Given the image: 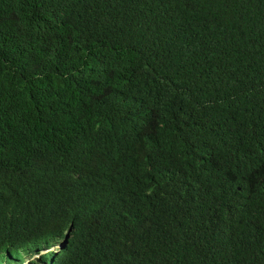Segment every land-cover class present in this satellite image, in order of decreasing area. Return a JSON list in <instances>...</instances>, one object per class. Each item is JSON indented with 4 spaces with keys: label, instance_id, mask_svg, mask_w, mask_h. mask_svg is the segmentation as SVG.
<instances>
[{
    "label": "trees",
    "instance_id": "1",
    "mask_svg": "<svg viewBox=\"0 0 264 264\" xmlns=\"http://www.w3.org/2000/svg\"><path fill=\"white\" fill-rule=\"evenodd\" d=\"M0 264H264V0H0Z\"/></svg>",
    "mask_w": 264,
    "mask_h": 264
}]
</instances>
